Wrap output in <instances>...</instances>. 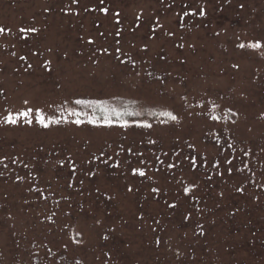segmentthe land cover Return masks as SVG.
I'll return each mask as SVG.
<instances>
[{
	"label": "rangeland",
	"instance_id": "1",
	"mask_svg": "<svg viewBox=\"0 0 264 264\" xmlns=\"http://www.w3.org/2000/svg\"><path fill=\"white\" fill-rule=\"evenodd\" d=\"M0 28V264H264V0H0Z\"/></svg>",
	"mask_w": 264,
	"mask_h": 264
},
{
	"label": "trees",
	"instance_id": "2",
	"mask_svg": "<svg viewBox=\"0 0 264 264\" xmlns=\"http://www.w3.org/2000/svg\"><path fill=\"white\" fill-rule=\"evenodd\" d=\"M80 107H84L94 117L98 119L110 118L114 120H137L142 117H157L158 112L155 109L143 108L140 109L130 101L121 100L111 102L108 100H89L87 98L80 99Z\"/></svg>",
	"mask_w": 264,
	"mask_h": 264
},
{
	"label": "snow or ice",
	"instance_id": "3",
	"mask_svg": "<svg viewBox=\"0 0 264 264\" xmlns=\"http://www.w3.org/2000/svg\"><path fill=\"white\" fill-rule=\"evenodd\" d=\"M105 11H107V10L105 9ZM32 30L35 31V29H32ZM2 31H3V28H0V32H2ZM261 46L262 45L260 43H254V44L249 45V47H252V48H260ZM240 47L243 48V47H245V45L241 44ZM77 103H83V101H77ZM37 111L40 112V116H39V121L38 122L41 125L47 126L45 124V119L46 118H45L43 112L41 110H37ZM32 113H33V110L29 108L26 111L20 112V113H18L15 116H13V115L10 114L9 116H7L5 118V121L4 122L15 124V123L18 122L19 117H24L25 121L27 123L31 124L32 123V119H31ZM165 115H171V114L170 113H165ZM214 118L215 119H218V117H214ZM171 119L172 120H176L177 117L176 116H171ZM94 122L95 121H93V123ZM106 122L109 123V124L111 123L110 120H107ZM56 123H59V121H56ZM76 123L79 124V123H81V121L80 120H77ZM228 163H231V161H228ZM141 174H143V173H141ZM186 191H187V189H186Z\"/></svg>",
	"mask_w": 264,
	"mask_h": 264
}]
</instances>
